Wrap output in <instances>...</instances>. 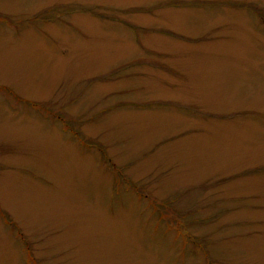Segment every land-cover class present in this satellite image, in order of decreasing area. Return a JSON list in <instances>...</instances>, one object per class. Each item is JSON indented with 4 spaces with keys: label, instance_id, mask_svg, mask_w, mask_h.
Here are the masks:
<instances>
[{
    "label": "rangeland",
    "instance_id": "obj_1",
    "mask_svg": "<svg viewBox=\"0 0 264 264\" xmlns=\"http://www.w3.org/2000/svg\"><path fill=\"white\" fill-rule=\"evenodd\" d=\"M0 264H264V0H0Z\"/></svg>",
    "mask_w": 264,
    "mask_h": 264
}]
</instances>
